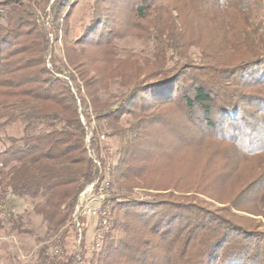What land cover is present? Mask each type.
Masks as SVG:
<instances>
[{
    "label": "trees",
    "instance_id": "16d2710c",
    "mask_svg": "<svg viewBox=\"0 0 264 264\" xmlns=\"http://www.w3.org/2000/svg\"><path fill=\"white\" fill-rule=\"evenodd\" d=\"M52 2L85 97L48 69L31 1L0 0V129L24 127L0 137V184L59 232L99 176L82 116L120 141L124 193L89 259L82 229L80 251L46 264H264V0ZM128 38L146 49L120 56Z\"/></svg>",
    "mask_w": 264,
    "mask_h": 264
},
{
    "label": "rangeland",
    "instance_id": "374dc122",
    "mask_svg": "<svg viewBox=\"0 0 264 264\" xmlns=\"http://www.w3.org/2000/svg\"><path fill=\"white\" fill-rule=\"evenodd\" d=\"M30 1L36 7L38 22L47 33V38L50 43L49 53L46 57L48 69L53 70V59L57 58L58 60L54 63H56L60 73L56 75L68 81L72 93L77 95L76 86L68 76L72 74L76 84L80 86L81 95L85 97L82 84L79 82L75 72L68 66L64 57L62 26L58 28L57 33L53 32L54 23L49 14L50 7L53 4L52 0H50L49 3H47L46 0ZM82 8L83 4L79 3L71 18L72 27L77 25L78 19L81 17V11H83ZM117 46L120 56L124 57L132 54H141L142 51L146 49L143 43L129 38L118 42ZM117 91L116 86H114L110 93H115ZM80 118L83 125L89 126L90 129L92 128L85 139L87 155L90 159L94 158L99 162V165L96 167L97 173L99 174L98 177L106 178L111 185L109 201L102 205L103 209L107 211V215L105 216L106 223L103 224V218L97 211L95 215L82 217L81 220H79V227H77L72 217V220L67 222L65 227L60 229L59 232L52 233L49 230L47 222H45L41 216L36 215L27 202L16 198L9 190L4 189L0 184V264H46V258L49 262L60 260L65 257L66 253L71 254L80 251V234H82V229L85 230L84 241L87 259L91 257L93 251H97L101 247L105 234L98 228L99 223H102L103 226L108 224V208L111 205V199L119 193H124L123 191L120 192L111 181V170L115 166L120 141L116 138L107 136L105 130L97 128L92 120L91 122H87L82 116ZM5 120L6 117H3L0 119V122H4ZM23 129V124L16 120L11 126L0 129V137L5 140V133L16 138L20 137L24 134ZM93 130H95L97 134L100 150L99 157L95 151L90 149V139L92 138ZM101 137H104V139ZM99 166L101 169L98 168ZM133 193L136 197L144 196L143 191L140 189H135ZM149 193L157 194V192L154 191ZM261 201L264 202V194L259 198V202ZM91 205L95 207L94 209H98V207L101 206L98 202H93ZM260 221L264 223V219H260ZM42 249L44 250L40 252Z\"/></svg>",
    "mask_w": 264,
    "mask_h": 264
},
{
    "label": "built area",
    "instance_id": "2783aa9c",
    "mask_svg": "<svg viewBox=\"0 0 264 264\" xmlns=\"http://www.w3.org/2000/svg\"><path fill=\"white\" fill-rule=\"evenodd\" d=\"M104 139V137H101ZM95 164L96 167L99 165V162H97L94 158H91ZM101 169V167H98ZM101 173V171H100ZM111 193V185L110 182L104 178V177H98L93 183L88 185L85 190L81 193L78 201V205L74 212V222L77 225V227L80 226L79 220H81L82 217L90 216L100 214V216L103 218L102 222L103 224L106 223L105 216L107 215V211L103 209V206L105 203H107L109 200V196ZM93 202H98L101 206L98 207V209H94L95 207H92ZM102 208V210H101ZM57 253V251H56Z\"/></svg>",
    "mask_w": 264,
    "mask_h": 264
}]
</instances>
